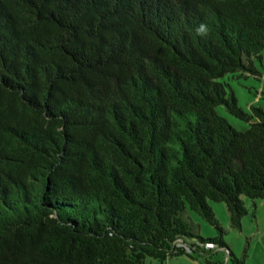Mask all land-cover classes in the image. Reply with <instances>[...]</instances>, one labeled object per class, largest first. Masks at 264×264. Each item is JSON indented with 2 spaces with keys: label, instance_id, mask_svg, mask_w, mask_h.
<instances>
[{
  "label": "trees",
  "instance_id": "1",
  "mask_svg": "<svg viewBox=\"0 0 264 264\" xmlns=\"http://www.w3.org/2000/svg\"><path fill=\"white\" fill-rule=\"evenodd\" d=\"M263 49L264 0H0V264H243L209 201L264 200V106L224 78Z\"/></svg>",
  "mask_w": 264,
  "mask_h": 264
},
{
  "label": "rangeland",
  "instance_id": "2",
  "mask_svg": "<svg viewBox=\"0 0 264 264\" xmlns=\"http://www.w3.org/2000/svg\"><path fill=\"white\" fill-rule=\"evenodd\" d=\"M256 66L261 71V76L256 77L251 74L228 73L225 74L227 82L226 89L229 87L233 90L237 100V104L243 109L248 110L250 102H256L264 106V49L261 58L255 61ZM216 110L222 114L237 129H243L247 123L232 114H230L224 105L216 106ZM214 214L224 229L222 235L228 249L236 256L243 258V264H264V200L256 198L252 202L248 198H244L247 212L241 217L240 229L232 228L228 223V212L226 205L222 201H209ZM194 224L197 233L203 237H212L216 235L217 230L206 219L201 217L195 211L186 208L183 213ZM216 248V255L221 263L231 264L230 261L224 262L227 251L225 248ZM218 249V250H217ZM245 253V256H244ZM185 255L181 257H171L166 260L170 264H182L187 262ZM143 264H156V261L150 257H146ZM191 264H206L203 258L192 260Z\"/></svg>",
  "mask_w": 264,
  "mask_h": 264
},
{
  "label": "crops",
  "instance_id": "3",
  "mask_svg": "<svg viewBox=\"0 0 264 264\" xmlns=\"http://www.w3.org/2000/svg\"><path fill=\"white\" fill-rule=\"evenodd\" d=\"M218 249H221V248H218ZM217 249V250H218ZM217 253L215 252V255H216ZM183 255H185L187 258H189V259H187V262H182V264H191V261L192 260H196V259H199V257L200 258H203V260H204V257L202 256V255H200V254H196V253H192L191 255H188V254H181V255H178V256H176V257H181V256H183ZM244 256H245V253H244ZM174 257V256H173ZM215 257V256H214ZM171 258V257H170ZM170 258H168V259H170ZM215 258H217L218 259V257H215ZM167 259V260H168ZM205 261V260H204ZM229 260H228V258H227V254H226V257H225V260H224V262H228ZM166 262V261H165ZM164 262V263H165ZM244 262V261H243ZM171 262H167L166 264H170ZM222 264V263H221ZM223 264H226V263H223ZM245 264V263H244Z\"/></svg>",
  "mask_w": 264,
  "mask_h": 264
}]
</instances>
